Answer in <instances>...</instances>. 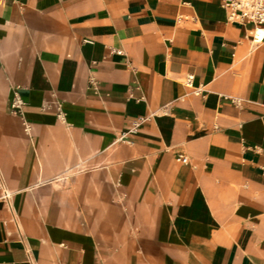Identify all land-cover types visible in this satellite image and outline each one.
<instances>
[{
  "label": "crops",
  "instance_id": "1",
  "mask_svg": "<svg viewBox=\"0 0 264 264\" xmlns=\"http://www.w3.org/2000/svg\"><path fill=\"white\" fill-rule=\"evenodd\" d=\"M222 2L0 0V264H264V38Z\"/></svg>",
  "mask_w": 264,
  "mask_h": 264
},
{
  "label": "built area",
  "instance_id": "2",
  "mask_svg": "<svg viewBox=\"0 0 264 264\" xmlns=\"http://www.w3.org/2000/svg\"><path fill=\"white\" fill-rule=\"evenodd\" d=\"M222 6L227 10L228 20L239 23H252L254 25L253 36L256 38V33L260 28L264 29V0H223ZM264 38V36H263ZM262 38V39H263ZM193 76L189 75L186 79V84L191 85ZM24 101L15 93L12 101V111L16 114H23ZM142 122V119H137L133 122V129L135 132ZM126 139V136L121 138ZM182 160L188 162V158L183 156Z\"/></svg>",
  "mask_w": 264,
  "mask_h": 264
},
{
  "label": "bare ground",
  "instance_id": "3",
  "mask_svg": "<svg viewBox=\"0 0 264 264\" xmlns=\"http://www.w3.org/2000/svg\"><path fill=\"white\" fill-rule=\"evenodd\" d=\"M264 36V29L260 28L256 33L255 42L261 41ZM241 157V156H240ZM63 248V247H62ZM69 251V250H68ZM74 251V250H73ZM83 254V253H82ZM68 260V259H67ZM82 260V259H81ZM82 262V261H81ZM67 263V262H66ZM91 263V262H90ZM88 264V263H87Z\"/></svg>",
  "mask_w": 264,
  "mask_h": 264
}]
</instances>
